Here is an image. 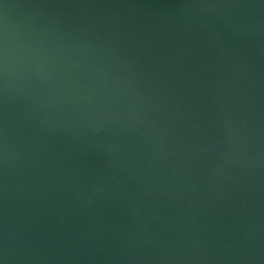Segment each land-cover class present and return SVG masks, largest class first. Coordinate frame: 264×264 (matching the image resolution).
<instances>
[{
	"label": "water",
	"instance_id": "95a60500",
	"mask_svg": "<svg viewBox=\"0 0 264 264\" xmlns=\"http://www.w3.org/2000/svg\"><path fill=\"white\" fill-rule=\"evenodd\" d=\"M0 264H264V0H0Z\"/></svg>",
	"mask_w": 264,
	"mask_h": 264
}]
</instances>
